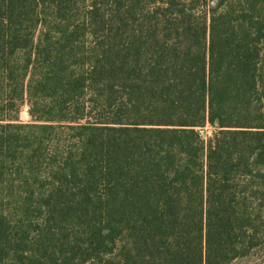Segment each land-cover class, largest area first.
Segmentation results:
<instances>
[{
  "label": "trees",
  "instance_id": "1",
  "mask_svg": "<svg viewBox=\"0 0 264 264\" xmlns=\"http://www.w3.org/2000/svg\"><path fill=\"white\" fill-rule=\"evenodd\" d=\"M255 250L264 0H0V264Z\"/></svg>",
  "mask_w": 264,
  "mask_h": 264
},
{
  "label": "rangeland",
  "instance_id": "2",
  "mask_svg": "<svg viewBox=\"0 0 264 264\" xmlns=\"http://www.w3.org/2000/svg\"><path fill=\"white\" fill-rule=\"evenodd\" d=\"M20 121L24 123L29 122V116L23 109L20 113ZM199 132L200 136L204 140H207L211 136L213 129L211 127H205ZM232 264H264V250H255L250 256L237 259Z\"/></svg>",
  "mask_w": 264,
  "mask_h": 264
},
{
  "label": "built area",
  "instance_id": "3",
  "mask_svg": "<svg viewBox=\"0 0 264 264\" xmlns=\"http://www.w3.org/2000/svg\"><path fill=\"white\" fill-rule=\"evenodd\" d=\"M22 109L24 110V112H27V110H28L26 105Z\"/></svg>",
  "mask_w": 264,
  "mask_h": 264
}]
</instances>
